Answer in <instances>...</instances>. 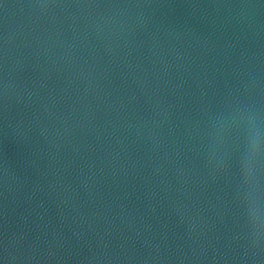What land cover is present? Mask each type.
<instances>
[{
    "label": "water",
    "instance_id": "1",
    "mask_svg": "<svg viewBox=\"0 0 264 264\" xmlns=\"http://www.w3.org/2000/svg\"><path fill=\"white\" fill-rule=\"evenodd\" d=\"M264 0H0V264H264Z\"/></svg>",
    "mask_w": 264,
    "mask_h": 264
},
{
    "label": "snow or ice",
    "instance_id": "2",
    "mask_svg": "<svg viewBox=\"0 0 264 264\" xmlns=\"http://www.w3.org/2000/svg\"><path fill=\"white\" fill-rule=\"evenodd\" d=\"M250 166L245 170V183L252 187L258 168H264V144L249 147Z\"/></svg>",
    "mask_w": 264,
    "mask_h": 264
},
{
    "label": "clouds",
    "instance_id": "3",
    "mask_svg": "<svg viewBox=\"0 0 264 264\" xmlns=\"http://www.w3.org/2000/svg\"><path fill=\"white\" fill-rule=\"evenodd\" d=\"M255 137H256L255 142L252 143V144H255V145H261V143H260V136H259V133H256V134H255ZM252 144H251V145H252Z\"/></svg>",
    "mask_w": 264,
    "mask_h": 264
}]
</instances>
